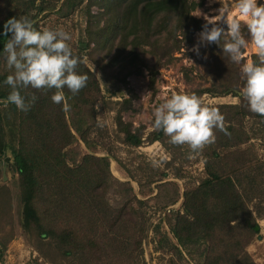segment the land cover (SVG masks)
Wrapping results in <instances>:
<instances>
[{
	"label": "trees",
	"instance_id": "1",
	"mask_svg": "<svg viewBox=\"0 0 264 264\" xmlns=\"http://www.w3.org/2000/svg\"><path fill=\"white\" fill-rule=\"evenodd\" d=\"M5 1L0 50L11 35L3 34L5 22L21 14L14 11L16 7H25L27 13L37 10L40 15L60 4L57 13L63 17L83 10L85 37L77 51H72L80 61L78 73L87 80L76 95L63 89L70 105L67 111L63 102H52L55 89H24L22 94H35L37 100L23 112L14 105L5 106L11 89L3 81L11 72L0 74V173L6 162L16 182L12 189L0 180V260L7 243L23 235L35 239L39 252L52 264H146L143 243L150 225L140 208L145 202L137 198L131 183L113 176L108 157H97L80 147L82 142L90 151H97L91 135L98 107L103 104L115 111L116 132L127 147L160 142L171 155L164 161V172L145 171L138 181L143 195L147 188L153 194L151 187L157 184L155 200L163 209L183 199L182 208L170 210L163 220L168 231L160 224L153 227L159 260L181 264L187 257L194 264H257L247 248L260 234L259 221L264 220V158L255 144L264 141V116L251 112L239 96L244 85L241 65L223 53L224 37L221 47L210 44L209 73L216 80L191 93L198 97L231 95L239 103L214 106L224 116L228 134L214 129L215 141L202 149L204 174L196 184L181 194L177 182H164L169 176L165 171L176 179L185 178L167 143L169 138L153 121V131L145 137L146 126L134 127L123 119L138 98L128 78L145 70L150 89L155 90L160 69L194 45V36L204 24L192 15L199 4L191 0ZM34 26L40 30L39 24ZM242 34L248 38L246 27ZM85 56L105 74V87L112 80L120 88L104 96ZM256 58V54L251 56L253 61ZM120 92L121 100H111ZM251 121H257V126L251 127Z\"/></svg>",
	"mask_w": 264,
	"mask_h": 264
},
{
	"label": "rangeland",
	"instance_id": "2",
	"mask_svg": "<svg viewBox=\"0 0 264 264\" xmlns=\"http://www.w3.org/2000/svg\"><path fill=\"white\" fill-rule=\"evenodd\" d=\"M41 0L37 1L39 4ZM199 4V6L193 11V16L206 22L204 17L215 16L219 13L214 9H219L224 6L227 10L233 11L235 0H216V2L210 3V0H191ZM19 2V1H18ZM24 7V6H23ZM57 9L51 12H45L37 15V10H33L31 13H27L24 8L16 7L14 11L20 12L17 14L25 16L29 19L34 18L33 21L39 24L40 29H63L71 36V40L68 41L71 49H75L80 44L81 40L85 37L86 18L83 10H79L74 14H70L67 17L61 16ZM21 8V9H20ZM7 11V3L5 0H0V18H2ZM93 13L97 14V8H93ZM219 26L223 25L222 21H217ZM245 28L243 21H241V31ZM197 32L194 36V45L197 44ZM249 39V37L247 38ZM246 39V40H247ZM193 45V46H194ZM184 49L180 53H177V58L168 67L162 68L156 78L155 90H151L149 86V74L143 70V74L140 76L133 75L128 78L130 87L138 96L133 101V109L123 113V119L127 123L133 124L134 127L141 125L146 126V135L153 131L152 121L153 109L158 106L164 99L170 97L171 93H179L181 90L191 93L193 90L200 88L210 87L211 83L216 80L213 73H209L212 67L210 57V44L201 46L199 49V55H197L192 49ZM77 51V50H76ZM256 54L254 47L250 44L245 49L243 58L245 60L251 59V56ZM86 65L92 70L95 76L100 81L102 87V93L104 96H110L115 90L120 88L114 86L113 81L109 80L108 88L105 87V74L101 73L98 66L89 59L88 56L84 57ZM11 69L7 68L4 59L0 61V74L9 73ZM122 93L114 96L111 100H121ZM126 98L129 96L126 95ZM204 104L209 106H216L222 104H238L239 99L237 97L227 95L224 97H213L210 94H204L200 97ZM112 108V107H111ZM103 104H100L97 110V124L92 132L91 141L97 146V151L92 152L86 148L81 142L80 147L86 153H92L97 157H108L111 162V172L115 178L122 182H129L132 184L137 198L145 205L140 206L146 212L148 224L150 229L148 237L144 240V262L146 264H165L159 260V253L155 252V235L153 227L157 224L161 225L162 230L168 231V227L163 220L166 218L170 210H180L182 208L183 199L167 209H163L161 203L155 200V196L158 191L156 189L157 184H153L151 189L154 190L153 194H150V189H145L147 195L140 193L138 181L143 178V174L146 172L153 173L154 171L164 172L165 163L171 158L169 151L160 142L153 144H144L141 147H127L122 142V135L116 132L115 123V111ZM253 122V123H252ZM257 121H251V127H256ZM168 145L172 147L173 157L176 160V164L183 168L185 171L184 179H176L171 172L165 171L169 174L168 178L164 180L177 182L180 186L181 194L185 191L186 187H190L196 184L197 180L203 176V153L200 150L194 153L189 158V147L185 145H173L167 141ZM257 150L262 158H264V141H255ZM171 152V150H170ZM7 160V159H6ZM121 161L123 166L117 161ZM158 161L157 166L152 165V161ZM2 172L0 173V180L3 179V183L15 189V179L13 173L9 171L6 162L3 163ZM130 174V175H129ZM157 176V175H156ZM16 224V219L14 220ZM261 226L260 234L253 240L248 246L247 251L252 256L257 264H264V220L259 221ZM9 230V228H7ZM261 236V238H259ZM167 257V256H166ZM0 264H52L49 259L43 256L38 250V244L35 239H27L23 235H16L11 241L7 243L6 248L3 251ZM181 264H194L187 257L185 261H181Z\"/></svg>",
	"mask_w": 264,
	"mask_h": 264
},
{
	"label": "clouds",
	"instance_id": "3",
	"mask_svg": "<svg viewBox=\"0 0 264 264\" xmlns=\"http://www.w3.org/2000/svg\"><path fill=\"white\" fill-rule=\"evenodd\" d=\"M216 0H210V3ZM221 2V0H220ZM219 14L205 15V23L197 34V44L193 51L199 55L201 46L216 43L230 60L240 64L244 85L239 89V96L246 102L248 109L264 116V0H236L234 10L224 6L214 9ZM222 21V27L217 24ZM243 21L249 39L241 31ZM35 21L20 16L9 18L4 24V35L9 33L0 50V56L6 62L11 74L3 81L11 89L5 106L11 104L17 110L27 112L36 102L35 94H22L24 89H55L51 100L55 104L63 102V110L70 105L66 102L63 89L76 95L84 86L87 77L78 73L79 58L73 54L68 41L71 36L63 29L38 30ZM250 44L256 52V60H243V50ZM243 60V63L241 61ZM153 125L162 130L173 145H187L189 158L207 144L215 141L214 129L225 132L224 116L214 106L204 104L195 93L181 90L173 92L153 109ZM153 160L152 165L157 166Z\"/></svg>",
	"mask_w": 264,
	"mask_h": 264
},
{
	"label": "water",
	"instance_id": "4",
	"mask_svg": "<svg viewBox=\"0 0 264 264\" xmlns=\"http://www.w3.org/2000/svg\"><path fill=\"white\" fill-rule=\"evenodd\" d=\"M259 238H261V236H259Z\"/></svg>",
	"mask_w": 264,
	"mask_h": 264
}]
</instances>
